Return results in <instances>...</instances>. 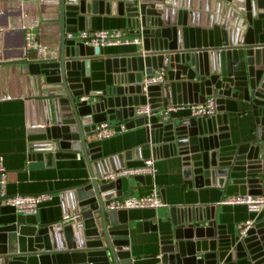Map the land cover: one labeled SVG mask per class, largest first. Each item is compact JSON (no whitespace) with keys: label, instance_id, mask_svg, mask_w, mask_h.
<instances>
[{"label":"water","instance_id":"1","mask_svg":"<svg viewBox=\"0 0 264 264\" xmlns=\"http://www.w3.org/2000/svg\"><path fill=\"white\" fill-rule=\"evenodd\" d=\"M57 3L58 46L43 56L28 52V60L14 64L59 89L69 106L73 134L63 135L55 126L30 128L29 159L82 154L91 179L65 190L69 210L63 222L44 226L36 216L20 215L14 224L0 227V264H132L128 211H109L106 203L134 187L126 178L109 183L101 179L110 171L142 167L149 159L181 157L189 189L218 187L229 197L264 195V0H220L211 17L199 13L213 9L210 0L204 8L194 0ZM105 15L126 18L128 29L143 43L139 52L108 63L115 84L107 94L94 92L91 84L90 60L99 56L100 48L67 36L91 31L93 16ZM163 67L167 82L145 89L144 79ZM208 97L218 105V114L211 118L135 117L136 108L146 104L158 111L166 104L204 103ZM227 99L251 104L253 142L231 144ZM114 120L126 122L128 130L145 127L147 143L104 158L96 129ZM68 150L72 153L64 152ZM133 180L153 185L152 176ZM170 212L174 230L162 238L161 264H237L244 259L264 264V222L233 240L224 226L216 225L208 207H173Z\"/></svg>","mask_w":264,"mask_h":264},{"label":"crops","instance_id":"2","mask_svg":"<svg viewBox=\"0 0 264 264\" xmlns=\"http://www.w3.org/2000/svg\"><path fill=\"white\" fill-rule=\"evenodd\" d=\"M194 1L195 5L204 8L207 0ZM210 1L213 9L199 11L204 17L216 15V3L220 0ZM99 30H128L134 36L128 29L126 18L120 16H93L91 31ZM27 32L38 34L41 43L39 56L58 46L60 30L57 0H0V154L4 156L8 169L7 194H51L52 200L41 204L36 215L39 224L49 226L63 222L69 210L63 198L65 190L87 184L91 177L82 154L76 158H55L41 162L29 159L32 144L29 141L30 128L55 126L60 128L63 135H72L73 131L69 106L59 89L47 86L41 77L30 75L24 65L14 64L28 60L25 47ZM142 44L100 48L99 56L90 60L93 91L107 94L108 89L115 84L113 65L108 63L120 56L139 52ZM225 108L231 144L240 146L253 142L256 139V125L251 104L239 99H227ZM190 117L191 112L187 109L172 112L169 120L179 121ZM107 122L112 125L121 123L119 120ZM146 143V129L138 127L102 141L101 152L104 158H109L135 150ZM64 152L72 153L71 150ZM155 168L152 187L130 180L134 190L125 192L126 195L142 196L156 187L160 193L164 191L167 202V207L159 209L128 211L127 231L132 264H161L162 238L171 235L174 230L170 212L173 207L210 208L216 225L224 226L233 240L239 235L241 224L252 221L255 226L264 222V212L256 214L249 212L243 205L222 204L229 197L222 188L189 189L184 183L181 157L161 158L155 161ZM20 215L14 207L0 202V227L14 224ZM237 264L253 262L244 259L237 261Z\"/></svg>","mask_w":264,"mask_h":264},{"label":"built area","instance_id":"3","mask_svg":"<svg viewBox=\"0 0 264 264\" xmlns=\"http://www.w3.org/2000/svg\"><path fill=\"white\" fill-rule=\"evenodd\" d=\"M68 39L85 46L94 48L116 47L141 45L142 39L129 34L128 30H99V31H78L69 33ZM26 50L28 52L38 51L41 48L40 39L37 33L27 32L25 35ZM167 82V70L165 67L158 69L152 75L144 79L145 89L149 86H161ZM87 100V98H83ZM218 105L214 97H208L204 103L192 105H166L160 110H154L151 105L146 104L136 108L135 117H150L156 115L164 120H169L172 112L180 110H190L192 118H211L218 114ZM126 122L119 125H112L109 122L102 123L97 126L95 138L99 141L111 139L120 133L127 132ZM156 173L155 161L153 159L146 160L142 167L123 168L116 171H110L103 175L101 181L109 183L119 179L133 180L137 176H152ZM8 169L5 166L4 156L0 154V198L9 206L14 207L21 215L36 216L40 205L52 200L51 194H43L39 196H8ZM222 204L224 205H243L249 212L260 214L264 212V195L263 196H231L226 198ZM167 207L163 201L160 190L153 187L149 194L135 196L133 194H124L123 197H115L106 203V209L109 211L133 210V209H159ZM254 222L248 221L239 226L242 237L247 235L249 229L254 227Z\"/></svg>","mask_w":264,"mask_h":264}]
</instances>
